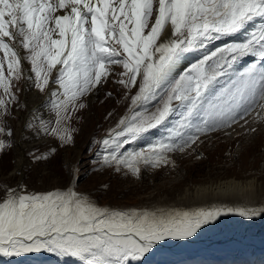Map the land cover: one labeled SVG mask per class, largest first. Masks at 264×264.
<instances>
[{
  "label": "snow or ice",
  "instance_id": "1",
  "mask_svg": "<svg viewBox=\"0 0 264 264\" xmlns=\"http://www.w3.org/2000/svg\"><path fill=\"white\" fill-rule=\"evenodd\" d=\"M237 35L243 40L227 42ZM189 54L196 59L181 70ZM247 56L257 62L240 69ZM21 82L46 96L55 116H33L24 132L61 148L74 144L73 115L104 85L119 86L130 115L96 142L103 152L94 163L138 180L142 169H175L169 154L213 134L251 136L264 125V0H0V157L16 146L8 121L21 107ZM160 126L166 137L122 151ZM38 153L25 155L33 164L50 162L57 148ZM78 179L76 169L53 189L29 191L0 174V257L49 253L78 264H141L158 246L190 242L221 217H264V206H102L79 190Z\"/></svg>",
  "mask_w": 264,
  "mask_h": 264
},
{
  "label": "rangeland",
  "instance_id": "2",
  "mask_svg": "<svg viewBox=\"0 0 264 264\" xmlns=\"http://www.w3.org/2000/svg\"><path fill=\"white\" fill-rule=\"evenodd\" d=\"M223 43H215L214 46H222ZM192 56L193 58L187 62L185 69L196 59V54ZM238 67L244 68L241 64ZM18 87L21 89L17 93L21 107L13 111L14 118L8 121L15 133L16 146L0 157V174H3L5 182L11 186L23 183L27 185L29 191L50 190L62 183L68 171L78 169L79 190L91 193L92 199L102 206L195 211L210 207L207 203L200 207L196 202L189 200L190 194L199 186L215 185L230 179L243 183L253 180L257 191V201L264 206V125L257 126V133L247 137L237 133H233L231 137L224 134H213L203 144L198 142L194 145L195 151L189 149L183 154H169L170 158L176 161L175 169L171 167L158 170L142 169V178L139 180L124 172L116 173L112 169H105L94 163L99 159V153L103 152L102 144L96 142L107 138L109 132L117 129L119 120L130 115V99L126 100L124 90L113 83L104 85L98 95L89 98L88 107L73 115L69 126L75 129L74 144L61 148L58 142L46 138L42 145L24 150L21 169L14 171L20 114L26 112V108L23 107L25 105L23 82ZM32 90L36 92L35 89ZM107 92H111L112 95L106 99ZM148 107L150 111H155L152 105ZM45 110L49 116L48 120L54 121V114L46 107ZM178 118V115L170 117L166 122L167 127H172ZM167 135V128L164 126L151 129L142 134L140 140L137 139L124 145L122 151L147 149L150 143ZM50 147L57 148V153L50 162L33 164L25 155L30 149H38L39 153H44ZM197 155L202 158L197 159ZM245 207L249 206L245 205ZM252 207L256 208L257 205ZM225 219L230 220L228 216L221 217L216 224L202 231L197 238L192 240L196 242L197 239L207 236L209 241L206 240V243L193 246L190 241L191 247L190 245L188 247L192 250L187 252L191 254L197 252V257L203 255L201 264H238L239 258L235 254L236 244L234 242L211 241L225 227L231 225L232 221L226 222ZM222 226L225 227L222 228ZM185 245H187L186 242L182 241L166 242L163 246L167 248L158 246L146 255L141 264H191L194 258L190 261L185 259L187 252L182 250ZM0 264H78V261L71 257L36 253L12 258L0 257Z\"/></svg>",
  "mask_w": 264,
  "mask_h": 264
},
{
  "label": "bare ground",
  "instance_id": "3",
  "mask_svg": "<svg viewBox=\"0 0 264 264\" xmlns=\"http://www.w3.org/2000/svg\"><path fill=\"white\" fill-rule=\"evenodd\" d=\"M241 37L242 35H240V38H237V36L229 37L227 38V42L232 41L234 39L241 40ZM222 42L223 41H216L214 42V44H220ZM192 55L189 54L187 59L183 61L180 66L181 70L185 69L187 62L193 58ZM250 57H244L240 61H244L246 59L249 60ZM243 63H245V61ZM23 94L25 99L24 101L26 105V112L20 114V128L17 132V155L14 171H18L19 169H21V166L24 161L23 152L26 148L28 149L31 147L42 145L45 141L44 139L36 140L32 138L31 133L26 134L23 130L25 123L28 120L32 119L33 116H41L45 120L49 119L48 113L46 112L44 106L48 99L46 96L40 95L34 90H28L25 87ZM25 135L29 137L27 141L24 139ZM256 193V186L253 180H248L243 183L235 181V179H230L228 181L220 182L219 184L215 185L209 184L205 186H199L194 190L193 193L190 194L191 197H189V200L191 202H196L197 206L200 207H202L206 203L210 207L216 206L230 208H246L245 205H247V207L249 206L248 208H253V205H257L256 208L262 207V203H259V201H257ZM228 219L232 221L231 225H228V227L224 226L225 229L222 230L220 234L213 237V240L211 241H219L221 243L234 242L236 244V249L234 248L236 251L235 254L239 258L238 264H264V217L245 219L237 215H228ZM224 227L222 226V228ZM207 238L209 237L203 236L200 239H197L196 242L192 241V245L200 246L199 244L206 243V240L209 241V239ZM186 244L187 245H185L184 249L182 250H184L185 252L191 251L192 249L189 248L191 247L190 242H186ZM223 247L220 248L223 249ZM161 248L167 247L162 245ZM176 250L181 251L179 249ZM202 262L203 255H200L199 257H194V260L191 264H201ZM224 263L226 262L224 261Z\"/></svg>",
  "mask_w": 264,
  "mask_h": 264
},
{
  "label": "water",
  "instance_id": "4",
  "mask_svg": "<svg viewBox=\"0 0 264 264\" xmlns=\"http://www.w3.org/2000/svg\"><path fill=\"white\" fill-rule=\"evenodd\" d=\"M198 254H195V256H197ZM187 260H191L193 258V255L191 253H186L185 255Z\"/></svg>",
  "mask_w": 264,
  "mask_h": 264
}]
</instances>
